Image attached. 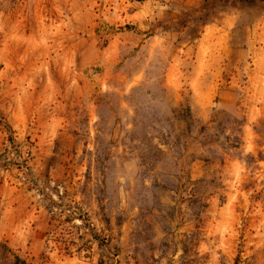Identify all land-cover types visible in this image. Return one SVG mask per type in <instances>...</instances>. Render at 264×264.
<instances>
[{
    "label": "rangeland",
    "instance_id": "1",
    "mask_svg": "<svg viewBox=\"0 0 264 264\" xmlns=\"http://www.w3.org/2000/svg\"><path fill=\"white\" fill-rule=\"evenodd\" d=\"M145 1L0 0V264H264V4Z\"/></svg>",
    "mask_w": 264,
    "mask_h": 264
},
{
    "label": "crops",
    "instance_id": "2",
    "mask_svg": "<svg viewBox=\"0 0 264 264\" xmlns=\"http://www.w3.org/2000/svg\"><path fill=\"white\" fill-rule=\"evenodd\" d=\"M184 3V5L191 7V9H195L197 7H200L201 5H211L213 0H147L143 3H138L140 8L142 10H138L137 12H142L144 15L153 16L157 19H164L165 17L171 18L176 17L177 14L175 11H172V7L176 8L178 4ZM220 2H224V0H220ZM237 2V3H236ZM233 7L231 12H222L220 14H213L210 17H208L209 21L216 22V21H225V25L218 24H212L214 26L213 28L220 29V27H223L224 30H230V29H236L238 24L240 25V21L242 20L241 12H240V6H239V0H237ZM252 4L254 6L264 4V0H253ZM169 9V11L167 10ZM217 12V11H216ZM197 14L201 13L199 11H196ZM176 20V19H175ZM211 26V25H210ZM243 31L248 32V36L253 37L254 40H251L249 44L256 45V37H257V30L262 28V32H264V14H260L259 17L256 15L254 17L248 18V25L243 26ZM240 28V26H239ZM241 29H238V31ZM243 34V33H242ZM41 212L40 210L38 211ZM39 231H38V230ZM19 230H22L20 228ZM45 229L36 224V226L32 223H29L25 225V228L22 230L23 240L22 243L20 242V235L17 233H12V238L8 236V245L14 247L18 253H26V257H30V259H34V257H37L39 254L42 253L43 247H44V234L41 233V231H44Z\"/></svg>",
    "mask_w": 264,
    "mask_h": 264
},
{
    "label": "trees",
    "instance_id": "3",
    "mask_svg": "<svg viewBox=\"0 0 264 264\" xmlns=\"http://www.w3.org/2000/svg\"><path fill=\"white\" fill-rule=\"evenodd\" d=\"M141 1V0H140Z\"/></svg>",
    "mask_w": 264,
    "mask_h": 264
}]
</instances>
